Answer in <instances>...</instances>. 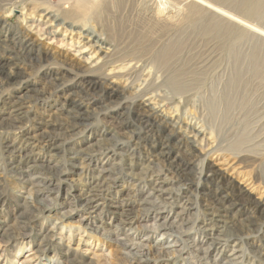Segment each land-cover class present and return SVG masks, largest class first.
Returning <instances> with one entry per match:
<instances>
[{
  "label": "rangeland",
  "instance_id": "1",
  "mask_svg": "<svg viewBox=\"0 0 264 264\" xmlns=\"http://www.w3.org/2000/svg\"><path fill=\"white\" fill-rule=\"evenodd\" d=\"M62 1L18 0L15 7L8 8L7 6L0 12L3 13L5 21L10 26H20L23 16L29 20L36 19L41 15L37 11L39 10L37 6L50 5L57 8V6H61ZM70 2L88 8L95 7L97 14L95 16L91 14L94 11L92 8L89 17L86 20H80L79 24L85 23L104 33L111 45L110 49H115L112 57V60H115L114 63L121 62L127 56L130 57L132 53L139 55L144 53V58L149 61L156 48L160 47L163 42L176 40L179 43L175 53L177 59L174 68L168 71L163 70L164 72L159 70L157 73L164 79L171 76L169 73L174 75L177 72L180 78L188 80V82L190 80V86L187 85L188 87L186 86V90H184H188L187 97L180 100L179 95L172 96V92L162 86L161 89L167 92L170 99L164 102L159 100L156 103L163 104L161 110L165 109V112H168L170 116H178L181 119L183 130L190 131L191 129L188 130L186 123H191L192 126L198 129L203 128L206 132L207 139L203 141L205 142L203 146L196 148L194 154L197 156L191 159L192 164L189 168L190 171L188 170L191 182L193 181L192 185L196 189L191 198L194 199L198 193V168L208 164L212 169L223 174L224 180L220 185V190H224L222 185L229 184L231 187L229 195L233 198L237 195V199L241 198L242 201H245L247 212L240 211L239 203H234L229 206V214L236 213L234 219L238 223L246 224L249 212L253 215L254 223L264 221V215H262L264 214V41H261L262 37L264 40V4L259 6V12L253 16H247L241 11L242 7L239 2L209 0L211 4L221 8L225 15L233 17L234 23L231 22L230 28H228L229 31H232L231 38L226 40L223 38L219 43L218 39L205 38L204 40L205 34L202 33L205 30L204 25L209 22L210 14H213L217 8H209L198 16L199 21L189 23L187 21L189 3L184 0H70ZM236 22L240 25H236ZM239 26L242 27L238 28ZM74 30L77 31L76 28ZM75 31L66 32V36H63L65 32L62 31L58 40L53 43L40 36L42 39L40 41L44 43L43 45L41 42L40 45L43 58L27 57L22 61L23 64L18 60L9 61L7 69L19 72L21 77L23 76L21 82H17L13 86L3 85V75L0 73V146L4 137L11 138V133L15 132L7 127L8 124L29 127L36 133L46 131L59 144L56 149L46 155L41 154L38 162H41L43 167L24 169L20 172L9 169L7 159L0 156V193L2 191L0 196V264H9L11 262L9 255L16 253V249L23 242L25 243L23 252L16 257L15 262L19 264L29 249L39 243L41 225L50 228L55 218H60L65 229L62 236L57 231L58 233L48 237L51 239L49 242L58 241L60 236L64 239L60 240L57 247L53 242L52 247L44 245L39 259L33 261L32 264H48L50 261L64 264L65 257L68 255L70 258L75 257L83 263H88L89 259L84 251L86 248L92 250L100 248L104 253H109L98 264H208L213 256H205L196 250L195 245H198L200 235H197L193 226L190 227L192 230L189 232V236L179 235V229H177L181 223L179 220L174 222L172 228L156 229L154 223L159 222L154 220L156 210L151 208L152 210L139 211L136 208V202H139L146 193L134 194L135 186L133 184L138 183L135 179L142 175L140 167H136L134 170L136 175L131 179L133 182L128 181V172L122 171L121 176L124 182L120 179L107 191L104 190L100 199L95 198L94 203H97V206L94 209H84L79 205L80 198L77 197L75 200L73 195L66 196V189L72 187L68 191L75 193L74 189L81 187L82 183L77 175L69 173L71 165L67 160L72 152L70 142H77L82 148L86 147L95 142V137L87 138L86 129L102 130L103 127L100 123L102 120L106 123L105 127L108 130L114 131L110 124L117 125L119 121L107 115L111 111L108 110V107L114 106L119 101L118 98H115L116 100L112 103L101 101L94 108V112L89 110V116L94 117L84 119L82 126L73 130L69 129L73 123L70 117H67L65 113L58 116L54 113L56 108L61 106L67 93L75 89V79L71 78L72 74H61L58 79H54L52 76H43L42 71L48 66H61L63 69L75 72V68L72 66L78 65V61L85 58L84 55L90 56L88 54L91 52L75 56V50L82 44L79 42L80 35ZM0 38L3 39V37ZM46 41L50 42V47L46 45ZM77 42L80 44L78 45ZM6 44V41H0V52ZM36 50L37 46L33 51ZM96 50H93L91 55L94 52L97 55ZM33 54L35 55L30 52V56ZM14 62L18 65L13 66ZM149 62L148 67L157 70L155 64L152 61ZM26 80L30 81V88L34 90L24 93L26 89L22 83ZM59 84L60 87L65 88L62 93L55 92L57 90L55 86ZM118 84L123 85L124 83L118 80ZM37 88L44 94L40 97L39 103L35 105L34 97L31 95L39 96V92L35 91ZM10 91L12 92L9 93ZM6 93H9L10 100L19 101L18 110L12 109L10 106L7 108L5 102H2L3 98L7 96ZM84 116L86 117V114ZM14 118L17 120H13ZM58 124H61L62 129L58 127ZM67 124L69 128L63 129ZM119 133L128 135L124 129L119 130ZM111 135L116 134L106 133L103 141L100 138L98 142H111L114 139ZM244 150H249L250 153L260 157L255 161L240 157L239 154ZM159 161L162 164L165 163L162 159ZM60 168H65L68 171V179L60 187V190L55 185L45 187L43 180L48 179V175L50 177L61 171ZM117 168L113 169L115 173ZM96 170L94 169V171ZM206 187L215 189L216 186L207 183ZM37 190L42 192L36 193ZM31 191L38 199L44 200L42 202L48 206L43 208L35 204L37 210L31 212L35 222L31 219L24 226L30 231V235L23 238H18V235L13 236L12 239L17 238L15 243L6 242L5 235L8 232L11 233L15 227L24 224L25 220L23 219L29 211L25 210L26 204L21 197H29ZM99 193L100 191H97V194ZM113 197H117L116 199L121 201L120 204L123 205L121 208H124L123 213L119 207L116 209L111 205L104 204L105 201H115L111 199ZM29 198L31 199L32 196ZM232 202H235V199ZM252 204L258 205L254 211L249 208L253 207ZM127 208L134 211L129 214L131 216L128 215L134 217L132 222L127 220ZM135 208L136 210H134ZM240 208L243 209V206ZM194 211L195 206L192 207L191 212ZM65 212L72 214L65 217ZM7 224L11 228L3 235L4 228H7L4 225ZM188 224L190 222L187 225L184 223L182 227L187 228L190 226ZM70 226L75 232L72 238L68 239L66 237ZM10 235L12 236V233ZM250 236L255 240V244L252 246L258 247L264 253V232L258 235L251 233ZM79 239L80 241H78ZM67 245H69L68 252ZM168 245L172 246L167 248ZM95 246L96 248H94ZM75 248L78 250L74 251ZM3 250L5 251L3 252ZM225 259L218 258L216 263L225 264L223 263V261L226 262Z\"/></svg>",
  "mask_w": 264,
  "mask_h": 264
},
{
  "label": "bare ground",
  "instance_id": "2",
  "mask_svg": "<svg viewBox=\"0 0 264 264\" xmlns=\"http://www.w3.org/2000/svg\"><path fill=\"white\" fill-rule=\"evenodd\" d=\"M17 1L0 0V10L7 8V6L8 8L14 6ZM184 1L189 3V6H187V21L189 23L199 21L200 18L198 16L206 12L209 8H217L209 0ZM233 1L241 4V11L247 16H253L259 12V6L261 7L264 4V0ZM37 8L39 9L37 11L41 15L36 19L29 20L23 16L20 26H10L5 21L3 13L0 12V37H3V39L0 38V41L7 42L0 52V73L3 75V85L13 86L23 80V76L21 77L19 72L10 68L7 69L8 64H10L8 63L9 61L18 60L23 64L24 62L22 61L27 57L35 59L43 58V51L40 49L42 42L40 41L42 40L40 36L53 43V41L58 40V36L62 31L65 32L63 36H66V32H74V28H76L77 31L75 32H78L80 35L81 40L79 42H82V44L75 50V56L77 54L92 53L95 49H97V55L94 52L93 55L90 53L88 54L90 56L87 57L84 55L85 58L81 59V61L78 59V65L72 66L75 68V72L63 69L61 66H48L42 71L43 76H52L54 79H58V76L61 74H72L71 78L75 79V89L67 93L61 106L57 107L54 112L56 116L65 113L67 117L73 120L70 128L67 124L63 129H76L82 126L84 119L93 118L94 116H89L90 111L94 112V108L101 101L112 103L116 100L115 98L119 99L114 106L108 107V110L111 111L110 114L107 113L112 118L119 120L117 125L110 124L113 126L114 131L108 130L105 127L106 123L101 120L102 130L96 128L94 130L90 128L86 129L87 138L95 137V142L83 148L77 142H70L72 152L67 160L71 165L69 173L77 175L82 183L81 187L74 189V191L76 190L75 193H69L68 189L71 190L72 187L66 189V196L68 194L73 195L75 200H77V197L80 198L79 205L84 209H94L97 206V203H94L95 198L100 199L103 191H107L120 179L124 182L121 176L122 171L128 172L129 175H126L129 181L132 177H135L134 170H136V167H140L142 175L135 179L138 183L133 184L135 186V189L133 188L134 194L146 193L139 202H136L137 207L135 204L133 205L139 211H147L151 208L156 210L154 220L159 221L157 224L154 223L156 229L161 228L164 230L168 227L172 228L176 220L181 222L177 228L179 229L180 236H189V232L192 228H195L197 235H200L198 245H195L196 250L205 256H213L208 264H217L216 259L221 257L226 258V262L223 261L225 264H264V253L258 247L254 248L252 246L255 244V240L250 236L251 233L258 235L264 232V221L254 223L253 215L249 212V215L247 214L248 219L246 224L244 222L238 223L234 219L236 213L233 215L229 214V206H232L234 203H239V209L243 212H247L245 210L246 205L245 201H242L241 198L237 199V195L234 198L229 195L231 191L229 184L222 185L224 190H220V185L224 180L222 173L212 169L211 165L208 164L199 167L198 177L200 179L197 178L199 181L197 183L199 185L197 187L198 193L194 199L191 198L194 194L193 191L196 190L192 185L193 181L191 182V178L188 175L189 168L192 164L191 159L197 156L194 154L196 148L204 145L205 142L203 141L207 139L206 132L203 128L198 129L192 126L191 123H186L188 130L191 129L190 131L183 130L181 119L178 116H170L168 112H165V109L161 110L164 106L163 104L156 103L159 100L164 102L170 99L167 92L161 89L162 86L167 87L172 92V96L179 95L180 100L187 97L188 90H184H186V86L191 82L190 80L188 82V80L180 78L177 72L174 75L169 73L171 76L165 77L164 79L157 73L159 70L162 72L163 70L168 71L174 68L175 60L177 59L175 53L177 52L179 43L176 40H167L160 47L156 48L149 61L155 64L157 70H152L151 67H148L150 62L147 58H144V53L139 55L131 52L133 55L130 54V57L127 56L128 58H124L125 60L122 59L121 62L114 63L115 60H112V57L115 49H110L111 45L108 43V39L104 33L100 32V30L98 31V29H93L91 26H87L85 23L79 24L80 20H86L89 17L92 8L94 11L91 14L93 16L97 14L95 7L88 8L76 3L72 4L70 0H63L61 6H57V8L50 5H39ZM232 18L231 15H225L221 8H217L213 14H210L209 22L204 25L205 30L202 32L205 34V37H203L204 40L205 38H209V40L218 39L220 43L223 38L224 40L227 38L230 39L232 31H229L228 28H230L231 22H233ZM236 25H240V23ZM240 27L242 26L238 28ZM261 41H264L263 37ZM50 42L46 43L48 47H50ZM79 42H77L78 45L80 44ZM35 46H37V50L33 51ZM108 50L109 52H106ZM30 52L35 53V55L30 56ZM12 64L13 66L18 65L15 62ZM118 80L124 84H118ZM29 84V80L22 83L26 89L24 93L34 90L30 88L31 85ZM32 84H34L33 81ZM55 87L57 88L56 93L65 91V88L60 87V84ZM35 91L39 92L38 88ZM9 93H6L7 96L3 98L2 102H5L7 108L10 106V108L18 110L17 105H20L18 103L19 101L10 100ZM43 94V92H39V96L31 95V97H34L33 103L35 105L39 103V100H41L40 97ZM84 114H86V117ZM13 120L17 119L14 118ZM7 127L12 132H15L11 133V138H3L0 146V156L7 159L9 169L15 172L43 167V164L38 162L41 154L46 155V153L56 149L59 145L56 139L48 135L46 131L44 133H36L32 128L16 126L14 124H8ZM58 127L62 129L61 124H58ZM184 128L186 129V127ZM122 129H124V132H127V136H125V133L118 134V131ZM106 133L116 135H111L114 137L111 142L103 143V137ZM100 138H102V141L98 142ZM174 152L175 155H173ZM140 155L142 157H139ZM239 155H241L240 157H246L245 159H249L250 161H255L260 157L250 153L249 150H244ZM159 159H162L165 163L162 164ZM202 160L204 161V158ZM114 168H117L116 173L113 170ZM60 169L62 170L56 172L55 175L52 174L50 177L48 175V179L43 180L45 187H53L55 185L60 190V187L68 179V171L65 168ZM94 169L97 170L94 171ZM131 181L133 182V180ZM207 183L215 184V189L207 188ZM97 191H100V196L97 194ZM39 192L42 191H36V193ZM1 195L2 191L0 193ZM31 196L32 198L30 199L29 197ZM29 197H21L24 204H26L25 210L29 211L23 219L25 220L24 224L15 227L11 231L12 236L10 232L7 233L11 227L8 224L4 225L7 226L3 232V235L7 233L5 235L6 242H11V244L15 243L17 238L12 239L13 236L18 235V238H23L30 233L24 226L28 224L29 220H33V214L31 212L37 210L35 204L47 208L48 205L42 202L44 200L38 199L32 191L29 193ZM116 198L113 197L111 199L115 201H105L104 204L106 203L113 206V208L119 209L123 205ZM233 199H235V202H232ZM190 203L195 206L194 212H191L193 206L191 207ZM240 206H243V209ZM257 206V204H254L253 207L249 208L254 211L257 209ZM121 210V213H123L124 208H121ZM127 210L128 213L126 212V216L128 218L125 217L129 222H132L134 217H129L131 216L129 214L134 213V211L131 208H127ZM64 214L65 217H68L72 213L65 212ZM122 221L124 222L126 220ZM33 222L35 221L33 220ZM189 222L190 224L188 225L190 226L188 227L193 226L190 230L188 227H182L184 223L187 225ZM64 229L65 227L62 226L60 218H55L50 228L41 225L39 231L41 239L39 243L32 249H29L24 258L21 261L19 260V264H32L33 261L39 259L40 253L44 250V245L46 247H52L53 243H55L57 247L60 240L63 241L64 239L61 238ZM79 231L81 232V230ZM56 232L61 235L59 240L49 242L51 239H48V237L53 236ZM74 232L70 226L66 238L71 239ZM78 238L81 239V237ZM21 244L18 249L15 248L17 250L16 253L9 255L11 259L9 264H16V257L20 256L19 254L24 249L25 243L22 242ZM171 246L168 245L167 248ZM77 248L73 250L76 251L78 250ZM68 250L69 245H67V252ZM99 250L97 248L96 250L84 249L85 254H87V259H89L88 263H83L75 257L70 258L68 255L65 257L64 264H98L105 255H109L108 252L104 253L102 250ZM48 264L56 263L50 261Z\"/></svg>",
  "mask_w": 264,
  "mask_h": 264
}]
</instances>
